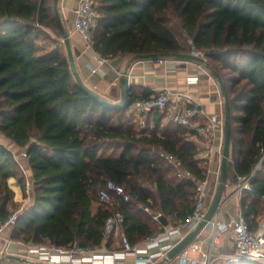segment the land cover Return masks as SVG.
Listing matches in <instances>:
<instances>
[{
  "label": "trees",
  "instance_id": "obj_1",
  "mask_svg": "<svg viewBox=\"0 0 264 264\" xmlns=\"http://www.w3.org/2000/svg\"><path fill=\"white\" fill-rule=\"evenodd\" d=\"M95 3L99 17L92 44L101 56L190 53L192 48L171 24L173 19L192 47L206 51L231 100L230 171L234 177L250 174L264 157V0ZM42 34L52 37V48L40 51ZM61 37L55 0H0V131L27 150L34 179L33 203L18 215L11 237L101 246L112 210L100 202L98 192L113 179L132 196L119 199L118 209L125 216L122 231L131 245L140 244L163 229L142 205L183 221L196 204V184L173 181L168 176L172 164L162 152L175 155L200 180L207 177V163L197 156L198 146L187 127L171 122L160 132L162 114L155 113L157 126L148 134L137 128L129 108L108 107L86 92L72 71ZM134 88L132 101L152 94L143 89L140 95ZM115 148L120 154H105ZM144 172L155 178L154 191L139 182ZM13 182L20 186L21 200ZM26 198V174L15 152L0 141V224ZM240 204L255 228L257 216L264 212V161Z\"/></svg>",
  "mask_w": 264,
  "mask_h": 264
},
{
  "label": "built area",
  "instance_id": "obj_2",
  "mask_svg": "<svg viewBox=\"0 0 264 264\" xmlns=\"http://www.w3.org/2000/svg\"><path fill=\"white\" fill-rule=\"evenodd\" d=\"M98 17L99 12L95 0H79L75 8L74 26L76 31L82 35L88 48H93L92 39L98 25ZM191 52L207 59V53L203 49L193 46ZM108 59L98 54L97 65L92 66V72H97L99 66ZM167 60L166 57L157 58L160 65L165 64ZM199 64L203 66L202 63ZM199 80V75L187 77V81L190 83ZM171 104L176 107L174 121L177 124L188 127L196 135L207 139L208 145L197 156L207 162H211L214 155L222 157L225 113H208L203 102L189 92L173 90L168 86H164L148 98H137L132 101L129 111L139 118V122L143 126H146L148 117L151 114L165 112ZM162 156L177 166V177L179 179L190 180L196 184V204L185 220H178L177 216L173 214V218L169 220L167 225H164L161 219L163 214L161 212L155 213L153 216L162 224V230L147 237L142 245H131L127 237L124 236L123 247L115 250L110 249L106 243L111 239L113 233L122 228L125 220L121 210L112 209L120 198L128 201L132 196L124 185L109 179L98 192L100 202L112 210L105 221V240L101 246L86 247L78 241L69 246L52 243H31L23 240L16 241L9 235L8 229L15 224L18 215L26 210V205L22 204L6 221L0 224V258L16 254L13 252L12 246L18 242L27 247V258L32 259L34 262L49 264H155L157 261L164 259L168 252L205 218L209 201L213 197V191L208 177L209 169L206 179L200 180L193 172L186 169L175 155L162 152ZM27 157V150H24L20 156L16 154V159L26 174V201L28 202L33 192L34 179L23 164V160ZM263 159L264 157L261 158L250 174L235 177V187L230 197L237 196L242 199L244 193L252 189V181ZM229 198H223L218 213L208 221L205 228H209V234L204 238H195L176 256L180 259L181 264H197L198 262L201 264H217L220 259H223L225 264H239L244 261H257L264 264V214L257 219V226L251 228L240 204L234 218L223 220L220 214L224 203ZM145 209L151 211L150 207L145 206ZM229 229L234 232V248L232 251L226 252L221 248V232ZM193 253H197L199 258H195Z\"/></svg>",
  "mask_w": 264,
  "mask_h": 264
},
{
  "label": "crops",
  "instance_id": "obj_3",
  "mask_svg": "<svg viewBox=\"0 0 264 264\" xmlns=\"http://www.w3.org/2000/svg\"><path fill=\"white\" fill-rule=\"evenodd\" d=\"M78 2L79 0H60L59 10L63 24L70 35V40L74 51L77 67L80 71L84 83L88 88L96 91L100 95L108 98L113 102H119L123 97L121 78L126 72H128L131 88L132 86H134L135 87L134 90L140 95H142L143 89L150 90L152 93L151 95H153L160 88L164 86H168L173 90L186 91L191 93L195 98L203 102L204 107L208 113H216V112L225 113V99L222 96L219 82L213 76L212 70L210 68L204 65L200 66L199 62L197 61L183 60L177 58H166L168 59L167 62L165 64L160 65L158 64L157 59L132 61L134 55H118L114 58H109L104 64H101L99 66L97 72L93 73L91 68L93 65H97L98 53L94 50V48L87 47L86 42L83 39L82 35L79 32H77L75 29L74 26L75 8L78 5ZM50 33L52 32L50 31ZM52 35L54 36L55 34ZM58 39L60 40V44L63 47V49L68 52L67 47L63 41V38L61 37ZM129 65L130 67L129 70L127 71V67ZM191 75H199L200 80L194 83L188 82L187 77ZM175 108L176 107L173 104H171L167 109L169 112L165 111L161 113L162 114L161 125H165V123L169 121L168 120L169 115L171 117L170 120L174 121ZM128 113L132 114L129 111V109H128ZM135 122H139V118L137 116H135ZM147 125L153 127L157 126L155 114H151L148 117ZM190 130H191L190 138L193 141H195V143L197 144L198 154H199V152H201V150H203L208 145L207 139L203 136L196 135L192 129ZM0 141L4 143L7 147H9L11 150H13L15 154L16 151H19L20 149V147L17 146L12 139L6 136ZM204 161L208 165V169H209L208 177L210 179L211 187L213 190L214 182H216L218 175H220L222 157H220L219 155H214L211 162H207L206 160ZM23 164L26 166L27 172L30 175H33L27 159L23 160ZM13 183L16 191V198L18 200H21L22 191L20 189V186L15 184V182ZM234 187H235V177L233 174V180L230 181L228 179L227 187L224 193V198H229L231 196V194L234 191ZM33 200H34V193L32 192L30 200L27 202L25 199L22 202V204H25L27 207L26 209H28V207L32 205ZM211 200L212 199H210L209 201V205ZM240 203H241V199L239 197L237 196L230 197L229 200H227L222 207V211L220 214L221 219L229 220L234 218L236 216L237 208L240 205ZM263 214L264 212L258 215L257 219H259V217L261 218ZM165 217L168 219V222L171 218H173L172 216H165ZM154 221L155 224H158L161 228H163L162 224H160L156 219ZM11 228L8 229L9 235H11ZM209 231H210L209 228H204L197 236L198 239L206 237L209 234ZM117 233L121 234L122 239L124 238L125 234L123 233L122 228H120ZM221 239H222L221 241L222 250L226 252L232 251L234 248L233 230L229 229L222 231ZM106 245L108 246V242L106 243ZM109 248L111 249V246ZM12 250L16 254L10 256L27 258L26 257L27 247L25 245L16 242L12 246ZM193 256L197 259L199 258V255L197 253H193ZM13 258L9 257L8 259H13ZM14 261L20 262L21 259L15 258ZM160 261L161 260H159L158 262ZM164 264H181V262L178 257H175L174 259L165 262ZM197 264H201V263L198 262ZM217 264H225V263L223 259H220L217 262Z\"/></svg>",
  "mask_w": 264,
  "mask_h": 264
},
{
  "label": "water",
  "instance_id": "obj_4",
  "mask_svg": "<svg viewBox=\"0 0 264 264\" xmlns=\"http://www.w3.org/2000/svg\"><path fill=\"white\" fill-rule=\"evenodd\" d=\"M59 1L60 0H55V10H56L59 22H60L62 38L68 50V56H69V60L71 63V68L80 86L86 92H88L91 96H93L96 100H98L99 102H101L102 104L108 107L129 108V106L132 104V99L130 96L131 84L129 82L128 72H126L121 78L123 97L119 102H113L109 100L108 98L100 95L96 91L88 88L86 84L84 83L81 77L80 71L77 67L74 51H73L71 40H70V35L68 31L66 30V27L64 26L62 18H61V14L59 10ZM163 56H165L166 58H177V59H183V60L197 61L212 70V74L216 78V80L219 82L222 96L225 99V135H224V142H223V156H222V162H221L219 184L216 188V192L209 205L205 218L198 224V226L194 230H192L183 240H181L174 248H172L163 260H161L157 264H164L165 262H168L174 259L190 242H192L200 234V232L206 227L208 221H210L218 213L221 207L223 198H224V193H225L229 175H230V168H231L230 164L232 160V136H233L231 100H230V95L228 92L227 84L224 78L221 76V74L211 66V64L206 58L202 56H198L192 52L190 53L170 52V53L163 54ZM159 57H161V55L158 53L136 54L133 56L132 61L145 60V59H157ZM130 65L127 67V71L129 70ZM263 161L264 159L262 160V162ZM161 219L164 225L168 224V219L165 216H162ZM9 257L10 258L15 257L18 259H23L25 261L26 260L28 261V258H21V257H16V256H9ZM3 261H4V257L0 258V264H2ZM34 264H49V263L34 262Z\"/></svg>",
  "mask_w": 264,
  "mask_h": 264
},
{
  "label": "rangeland",
  "instance_id": "obj_5",
  "mask_svg": "<svg viewBox=\"0 0 264 264\" xmlns=\"http://www.w3.org/2000/svg\"><path fill=\"white\" fill-rule=\"evenodd\" d=\"M174 21H171V24L173 25V27H174V29L176 30V32H177V34H178V36L182 39V41H183V43L189 48V47H191L192 48V42H191V39L190 38H187V35H186V33L185 32H183L181 29H180V27L178 26V24H176V21H175V19H173ZM52 34H54L53 32H52ZM55 36V35H54ZM39 46H40V51H44V50H47V49H50V47H52V46H54L55 44L53 43V41H52V37H47V34H42V36L40 37V40H39ZM190 51H191V49H190ZM207 60L209 61V58L207 57ZM1 109V108H0ZM168 110H166V112H167ZM169 112V111H168ZM130 114V113H129ZM131 116H132V118H133V121L135 122V116L133 115V114H130ZM170 115L168 116V120L169 121H167L166 123H165V125H167V124H169V123H171V122H174L173 120L171 121L170 120ZM0 120H1V118H0ZM138 123V126H137V128H139V129H147V133L149 134L150 132H151V130L153 129V128H156V126H148V125H146V126H143L142 124H140L139 122H137ZM165 125H161V127L160 128H158L159 129V131L161 132L162 131V126H165ZM5 137V135H3L2 134V132L0 131V140H2L3 138ZM25 149H23V148H20L19 149V151H16V154L18 155V156H20L21 154H22V152L24 151ZM120 152H121V149L120 148H115V149H109V150H107V151H105V154L106 155H109V154H116V155H118V154H120ZM167 160V159H166ZM166 163H168L169 164V161L168 162H166ZM172 164V163H171ZM170 164V165H171ZM206 164V163H205ZM208 166V165H207ZM177 171H178V168H177V166H175L174 164H172L171 166H170V170H169V172H168V176H170L171 178H172V180L173 181H179V180H182V179H179L178 177H177ZM219 176L220 175H218V177H217V179H216V182H214V186H213V197H214V194H215V192H216V188H217V186H218V184H219ZM229 180L230 181H232L233 180V169H231V171H230V175H229ZM140 183H141V185L142 186H146V187H148V188H151V189H153V191L155 190V185H156V182H155V178L149 173V172H144L141 176H140V181H139ZM196 195V194H195ZM213 197H212V199H213ZM212 201V200H211ZM118 203H119V201L115 204V206H114V208L112 209V210H115V208L116 209H118ZM211 203V202H210ZM142 208L144 209V212L146 213V214H148V215H150V216H152L153 217V215L155 214V213H158V210H156V209H153V208H151L150 207V210L151 211H147L146 209H145V206H143L142 205ZM169 216H172L173 217V214H171V215H169ZM155 220V219H154ZM157 226H159L158 224H156ZM118 232V231H117ZM117 232H115V233H113L112 234V236H111V249H113V250H115V249H117V248H120V247H123V245H124V242H123V239H122V236H121V234H118ZM146 240V239H145ZM144 240V241H145ZM144 241H142L139 245H142L143 243H144ZM99 249V248H98ZM9 257H5L4 258V260H5V262H6V264H33L34 263V261L32 260V259H28V261H25V260H23V259H21L22 261H14V260H12V261H10L11 259H8ZM21 258H23V257H21ZM158 263V261L155 263V264H157ZM5 264V263H4Z\"/></svg>",
  "mask_w": 264,
  "mask_h": 264
}]
</instances>
